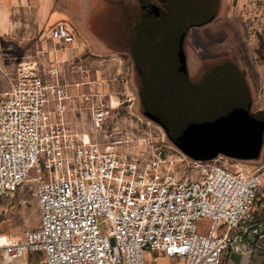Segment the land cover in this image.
<instances>
[{
	"label": "built area",
	"instance_id": "2783aa9c",
	"mask_svg": "<svg viewBox=\"0 0 264 264\" xmlns=\"http://www.w3.org/2000/svg\"><path fill=\"white\" fill-rule=\"evenodd\" d=\"M48 38L61 50L76 47L64 20L53 23ZM21 67L0 90V143H8L0 149V198L32 182L38 226L22 238L5 237V263L144 264L148 250L180 264H231L230 252L249 258L264 249V164L228 168L219 155L190 160L191 173L179 176L164 146L135 148L102 134L109 113L103 107L91 113L90 133L73 127L65 106L71 95L53 61L43 66L48 74L36 63ZM60 181L67 183L63 201Z\"/></svg>",
	"mask_w": 264,
	"mask_h": 264
},
{
	"label": "rangeland",
	"instance_id": "374dc122",
	"mask_svg": "<svg viewBox=\"0 0 264 264\" xmlns=\"http://www.w3.org/2000/svg\"><path fill=\"white\" fill-rule=\"evenodd\" d=\"M169 16L159 0H0V90L22 73L21 65L36 63L48 74L43 66L53 61L71 95L65 103L67 120L79 132L90 133L91 113L103 107L109 113L102 134L135 148L162 145L173 160L175 174L191 173L190 158L169 140L160 124L140 112L135 80L136 64L142 63L134 50L143 46V38L157 40L169 28L162 19ZM56 20H64L72 28L75 48L61 50L49 40ZM183 48V65L190 78H199L207 67L215 74L211 66L215 62L232 61L245 70L253 85L251 110H264V0H221L219 16L209 24L189 28ZM218 162L228 168L252 170L264 164V144L257 161L220 155ZM260 170L264 172V166ZM37 226L32 182L24 183L12 197L0 198V242L5 237L22 238ZM153 256L157 255L146 250L144 264H180ZM228 261L245 264V257L230 252ZM0 264H7L1 255Z\"/></svg>",
	"mask_w": 264,
	"mask_h": 264
},
{
	"label": "trees",
	"instance_id": "16d2710c",
	"mask_svg": "<svg viewBox=\"0 0 264 264\" xmlns=\"http://www.w3.org/2000/svg\"><path fill=\"white\" fill-rule=\"evenodd\" d=\"M159 1L171 14L162 18L169 28L157 40L143 38V46L134 50L142 63L135 68L140 112L160 124L169 140L182 148L197 137L226 138L264 131V110H251L245 70L232 61L215 62L211 65L215 74L207 67L199 78H190L183 65L188 24L219 0Z\"/></svg>",
	"mask_w": 264,
	"mask_h": 264
},
{
	"label": "water",
	"instance_id": "95a60500",
	"mask_svg": "<svg viewBox=\"0 0 264 264\" xmlns=\"http://www.w3.org/2000/svg\"><path fill=\"white\" fill-rule=\"evenodd\" d=\"M221 0L212 4L209 9L203 10L195 20L188 24L191 27H201L213 22L220 13ZM264 144V131L258 133L243 134L241 136H230L219 138L211 135L210 137H197L189 143L184 144L183 148L178 147L183 154L190 160H209L218 155L225 156L232 160L257 161L260 157Z\"/></svg>",
	"mask_w": 264,
	"mask_h": 264
},
{
	"label": "snow or ice",
	"instance_id": "6c2138e0",
	"mask_svg": "<svg viewBox=\"0 0 264 264\" xmlns=\"http://www.w3.org/2000/svg\"><path fill=\"white\" fill-rule=\"evenodd\" d=\"M32 67L35 68V65H33ZM113 107H115V105H113ZM9 111H12V109L9 108ZM21 111H23V110H21ZM101 115H103V113H102ZM17 126H19V122H17ZM25 126H27V125H25ZM0 131H3V129H0ZM85 143H87V138H85ZM7 148H8V143H7L6 141L0 143V149L7 150ZM149 167H151V165H149ZM101 171L103 172L104 169L101 168ZM66 186H67V183H66V182H64V181H60V182H59L58 190H57L56 195H57L58 197H60V199H61L62 201H63L64 195H65L64 189L66 188ZM102 187H103L102 184L99 185V186H95V185H94V187H93V191H95V192L98 193L99 188H102ZM150 191H152V189H150ZM69 195H71V194H69ZM141 199H143V197H141ZM172 199H178V197H172ZM101 202H103V198H101ZM85 203H86V205H87L88 207H91V204H90L88 201H86ZM127 203L132 204V203H134V201H132V200L130 199L129 201H127ZM98 207H99V206L97 205V208H98ZM140 210H141V212L144 211L143 208H141ZM99 211H100V212H103L104 209H99ZM145 214H147V213H145ZM134 215L137 216V218H138L139 213H134ZM123 219L127 220V219H128L127 215H124ZM125 231H127V228H125ZM109 235H111V233H110ZM86 238L89 239V241H91V239H92V237H86ZM66 242H67V241H66ZM101 243H103V241H101ZM86 251H88L89 253H92V252L94 251V248H93V247H88V248L86 249ZM169 251L172 252V251H174V250L170 248ZM109 254H111V251H110V250H109ZM82 255H83V253H81V256H82ZM100 256H101V257H104V259H107V257L104 255L103 252L100 253ZM92 258H93V259H96V257H92ZM116 264H119V261H117Z\"/></svg>",
	"mask_w": 264,
	"mask_h": 264
},
{
	"label": "crops",
	"instance_id": "0c3cea01",
	"mask_svg": "<svg viewBox=\"0 0 264 264\" xmlns=\"http://www.w3.org/2000/svg\"><path fill=\"white\" fill-rule=\"evenodd\" d=\"M58 14L62 15L63 18L65 16L67 17V15H65V13H59L58 12ZM247 81H248V83H250L249 80H247ZM252 86L253 85L250 83L249 87H250V90L253 92V87ZM154 254H156V253H154ZM156 255L159 256V254H156ZM156 257L153 256V259H155ZM245 264H264V249L263 248L256 249L255 252L249 258H245Z\"/></svg>",
	"mask_w": 264,
	"mask_h": 264
},
{
	"label": "bare ground",
	"instance_id": "6f19581e",
	"mask_svg": "<svg viewBox=\"0 0 264 264\" xmlns=\"http://www.w3.org/2000/svg\"><path fill=\"white\" fill-rule=\"evenodd\" d=\"M84 138H87L86 135H84ZM5 240V239H4ZM4 240L0 242V245L4 243Z\"/></svg>",
	"mask_w": 264,
	"mask_h": 264
}]
</instances>
